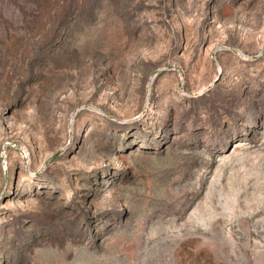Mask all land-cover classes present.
Instances as JSON below:
<instances>
[{"label": "rangeland", "instance_id": "obj_1", "mask_svg": "<svg viewBox=\"0 0 264 264\" xmlns=\"http://www.w3.org/2000/svg\"><path fill=\"white\" fill-rule=\"evenodd\" d=\"M0 264H264V0H0Z\"/></svg>", "mask_w": 264, "mask_h": 264}]
</instances>
